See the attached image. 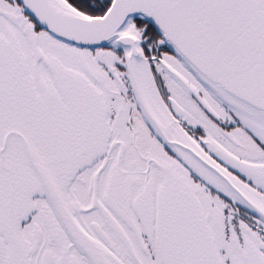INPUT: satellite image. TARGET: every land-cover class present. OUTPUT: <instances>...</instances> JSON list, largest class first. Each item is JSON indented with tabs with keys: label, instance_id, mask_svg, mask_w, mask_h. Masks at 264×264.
<instances>
[{
	"label": "snow or ice",
	"instance_id": "obj_1",
	"mask_svg": "<svg viewBox=\"0 0 264 264\" xmlns=\"http://www.w3.org/2000/svg\"><path fill=\"white\" fill-rule=\"evenodd\" d=\"M0 264H264V0H0Z\"/></svg>",
	"mask_w": 264,
	"mask_h": 264
}]
</instances>
